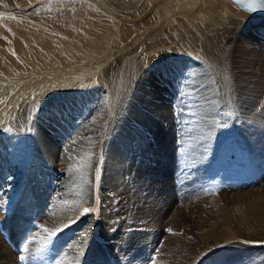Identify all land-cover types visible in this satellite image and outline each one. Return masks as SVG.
<instances>
[{
	"label": "bare ground",
	"instance_id": "6f19581e",
	"mask_svg": "<svg viewBox=\"0 0 264 264\" xmlns=\"http://www.w3.org/2000/svg\"><path fill=\"white\" fill-rule=\"evenodd\" d=\"M92 1L0 0L11 9L0 12V218L18 216V195L29 214L15 222L75 225L95 202L94 174L105 135L101 214L124 228L148 227L144 204L151 213L168 197L153 200L145 186L144 173L159 159L147 152L148 142L139 141L138 134L147 123H159L164 112L167 116L170 105L180 109L199 100L201 107L237 113L242 151L234 155L239 165L232 194L219 196L232 200L235 209L234 214L225 211L219 226L223 237L264 243V177L251 164L254 154L264 163V57L254 49L264 50V16L233 13L227 0ZM23 5L27 12L18 11ZM192 8L197 14L189 12ZM125 9L131 11L125 14ZM180 9L187 10V20L176 15ZM40 13L55 26L47 27ZM114 16L136 22L122 25ZM195 18L206 21L199 32ZM240 21L247 30H230L229 24ZM178 32L189 35V44ZM199 39L204 45L194 44ZM140 51L149 54L139 56ZM25 140L33 156L24 179ZM68 177L75 180L65 190ZM60 195L63 199L57 200ZM94 226L91 217L84 233L91 236ZM188 246H178L177 255L163 262L187 263L197 252L183 258ZM0 255L12 253L2 244Z\"/></svg>",
	"mask_w": 264,
	"mask_h": 264
},
{
	"label": "rangeland",
	"instance_id": "374dc122",
	"mask_svg": "<svg viewBox=\"0 0 264 264\" xmlns=\"http://www.w3.org/2000/svg\"><path fill=\"white\" fill-rule=\"evenodd\" d=\"M85 1L93 3L92 0ZM162 1L160 0L159 4H162ZM157 4L154 3L147 13H152ZM227 4L233 13L255 15L239 10L233 6L230 0H227ZM0 6V12L11 10L8 6ZM95 6L99 7L98 2L95 3ZM98 10L103 11L100 7ZM194 10L196 11V8H192L189 12L197 14V11ZM18 11L27 12L28 10H26V5H23L18 8ZM123 11L126 14L127 11L130 12L131 10L125 9ZM186 11V9H180L176 15L185 21L187 20L184 17ZM167 15L169 16L170 13ZM39 16L45 24L48 23L46 24L47 27L55 26V22L51 21L47 14L40 13ZM113 18L122 25L126 24V26L136 22L131 18L126 20V17L121 16H114ZM240 18L242 19V17ZM198 20L195 18L193 24L197 29L196 32H199V28L203 29L206 23V21L203 23V21ZM229 25L230 30H234L235 27H239V30L248 29L247 24L244 25L242 21ZM253 30L256 31V29ZM178 33V37H182L183 41L189 44V35ZM196 35L201 36V33ZM224 35L231 36L232 34L224 31ZM196 39L198 38L196 37ZM198 43L204 45L205 41L199 39L194 44L198 45ZM179 44L181 43L179 42ZM181 45L184 46V44ZM254 49L264 57L262 48L256 47ZM148 54L149 52L140 51L139 56H148ZM113 60L114 58L108 61V64L114 62ZM195 60L208 69L203 60L198 58ZM205 68H203V72L209 73L210 70L206 72ZM200 105L203 104L199 100L185 102L184 106L179 107L180 109H175L170 105L167 116L165 115L166 112H162L164 118L155 117L159 123H147L142 126L138 134L140 135L138 136L139 141L148 142L146 144L148 145L146 146L147 152L152 156L154 154L159 159V163L155 160L150 162L151 168L155 172L151 170L149 173L147 171L144 173L145 186L150 189L153 200H161L163 194L168 197L163 200L164 202H160V207H156L151 213L147 212L149 205L144 204V208H147L145 214L148 217H146L148 227L147 225L137 227L127 225L124 228L120 226L117 219L107 220L101 214L100 191L105 164L104 143L106 139L104 135L94 174L95 202L89 211L82 213V217L76 221L75 225L78 229L75 230V225L72 223L62 228V223L60 226L56 224L53 227L37 221L32 222V224L29 221L17 223L23 216L27 215L28 208H25L27 205L22 202L20 196L16 195L14 205L15 207L19 206L16 210L18 216L13 215L5 221L0 218V246L4 244L12 253L9 256L11 258L0 255V264H165L163 262L165 258H174L178 252L177 247L184 244L190 246L181 255L183 258L188 251L196 250V254L187 257V263L173 261L172 264H264L263 242L228 239L223 237L225 235L219 227L228 212L233 214L235 212L233 201L219 199V196L223 193L230 196L237 181L236 166L239 163L235 158L241 149L238 141L237 119H235L237 113L233 111L225 114L226 110H210ZM212 112L214 115H219L213 116L210 114ZM159 141L160 143H158ZM146 147L143 149L146 150ZM24 151L26 164L23 169L25 172L23 178L25 179L33 156L27 140L24 141ZM245 151L247 153V148ZM246 156V161L250 162L248 153ZM253 156L251 164L264 177V168L261 166V164L264 166L262 158L258 154ZM151 173L157 175L154 180H151ZM74 180L68 177V180L63 182L65 190L69 187L72 188L70 185ZM153 188L155 192L152 191ZM68 192H70L68 193L70 196H74V193L69 190ZM60 196L57 200L63 199L64 196ZM9 198L6 197V200H10ZM116 203L117 201H115ZM0 206L3 205L0 203ZM61 208L63 209L60 206ZM115 211L117 212V210ZM91 217L95 220V228L90 229L92 235L88 236L84 233V229ZM204 220H209L210 224H206L203 222ZM106 227L108 228L106 229ZM52 232L56 234L50 235ZM78 240H82L81 243ZM72 241H75V246H71ZM113 244H115L114 247H112Z\"/></svg>",
	"mask_w": 264,
	"mask_h": 264
},
{
	"label": "water",
	"instance_id": "95a60500",
	"mask_svg": "<svg viewBox=\"0 0 264 264\" xmlns=\"http://www.w3.org/2000/svg\"><path fill=\"white\" fill-rule=\"evenodd\" d=\"M234 7L247 13L264 16V8L255 7L254 10H249L250 5H256L258 0H230Z\"/></svg>",
	"mask_w": 264,
	"mask_h": 264
},
{
	"label": "snow or ice",
	"instance_id": "6c2138e0",
	"mask_svg": "<svg viewBox=\"0 0 264 264\" xmlns=\"http://www.w3.org/2000/svg\"><path fill=\"white\" fill-rule=\"evenodd\" d=\"M249 10H254L255 7H262L264 8V0H258V3L256 5H250L248 6ZM84 213H87L89 211V208L85 207L84 208ZM65 227H67V225H65ZM55 232L50 233V235H55Z\"/></svg>",
	"mask_w": 264,
	"mask_h": 264
}]
</instances>
